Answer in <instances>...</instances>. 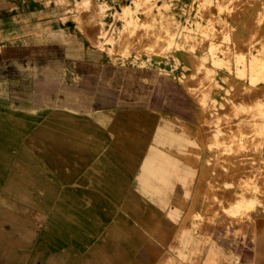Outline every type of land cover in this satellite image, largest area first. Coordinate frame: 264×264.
Returning a JSON list of instances; mask_svg holds the SVG:
<instances>
[{
    "label": "crops",
    "instance_id": "0c3cea01",
    "mask_svg": "<svg viewBox=\"0 0 264 264\" xmlns=\"http://www.w3.org/2000/svg\"><path fill=\"white\" fill-rule=\"evenodd\" d=\"M12 4L0 0L1 31ZM9 50L0 55V264H167L188 230L183 215L203 208L197 123L160 121L173 112L172 90L142 92L138 59L85 47L83 59L70 57L84 66L72 73L59 57L19 60ZM237 198L245 218L253 204ZM184 247L201 251V239ZM219 254L212 243L209 260ZM251 257L264 264V228Z\"/></svg>",
    "mask_w": 264,
    "mask_h": 264
},
{
    "label": "rangeland",
    "instance_id": "374dc122",
    "mask_svg": "<svg viewBox=\"0 0 264 264\" xmlns=\"http://www.w3.org/2000/svg\"><path fill=\"white\" fill-rule=\"evenodd\" d=\"M12 6L11 24L0 30V55L7 47L19 60L59 57L61 70L72 73L84 66L70 57L83 59L85 47L87 56L138 59L142 92L172 90L166 110L173 112L160 121L197 123L206 160L197 196L203 208L183 215L188 230L174 237L167 264H251L264 228V0H13ZM184 54L190 65L181 64ZM244 195L253 204L245 218L231 198ZM190 235L201 239V251L184 247ZM212 243L220 252L215 263L208 257Z\"/></svg>",
    "mask_w": 264,
    "mask_h": 264
},
{
    "label": "bare ground",
    "instance_id": "6f19581e",
    "mask_svg": "<svg viewBox=\"0 0 264 264\" xmlns=\"http://www.w3.org/2000/svg\"><path fill=\"white\" fill-rule=\"evenodd\" d=\"M90 2V1H89ZM249 6V5H248ZM254 9V8H253ZM253 11V10H252ZM240 13V12H239ZM240 15V14H239ZM244 15V14H243ZM247 19V18H246ZM140 25V24H139ZM240 26V25H239ZM86 30V29H85ZM244 32V31H243ZM246 34V33H245ZM220 35V34H219ZM117 39V38H116ZM230 44V43H229ZM207 47V46H206ZM115 50V49H114ZM203 50V49H202ZM222 55V54H221ZM247 59V58H246ZM262 78V77H261ZM242 90V89H241ZM245 101V100H244ZM249 103V102H248ZM233 107V106H232ZM222 112V111H221ZM227 113V112H226ZM236 121V120H235ZM233 125V124H232ZM240 125V124H239ZM242 126H243V124H242ZM201 129V128H200ZM260 133V132H259ZM260 136V135H259ZM226 138V137H225ZM247 139V138H246ZM260 139V138H259ZM261 140V139H260ZM252 141H253V139H252ZM257 141H258V139H257ZM259 142V141H258ZM250 143V142H249ZM253 144V143H252ZM259 144V143H258ZM261 146V145H260ZM251 150H252V148H251ZM251 152V151H250ZM249 153V152H248ZM248 161V160H247ZM205 163V162H204ZM256 164V163H255ZM250 167V166H249ZM247 171V170H246ZM252 171V170H251ZM243 172V171H242ZM218 173V172H217ZM221 174V173H220ZM253 174V173H252ZM206 175V174H205ZM245 175V174H244ZM243 175V176H244ZM206 177V176H205ZM235 177V176H234ZM207 179V178H206ZM245 179V178H244ZM252 179V178H251ZM212 180V179H211ZM213 181V180H212ZM207 182V181H206ZM245 182V181H244ZM242 183V182H241ZM213 184H215L214 183V181H213ZM203 191V190H202ZM222 194V193H221ZM211 196V195H210ZM216 196V195H215ZM245 196V195H244ZM209 197V196H208ZM217 197V196H216ZM215 197V198H216ZM243 197V196H242ZM211 198V197H210ZM232 198V197H231ZM245 198V197H244ZM208 200V199H207ZM235 201V200H234ZM237 203V202H236ZM246 203V202H245ZM239 215V214H238Z\"/></svg>",
    "mask_w": 264,
    "mask_h": 264
}]
</instances>
